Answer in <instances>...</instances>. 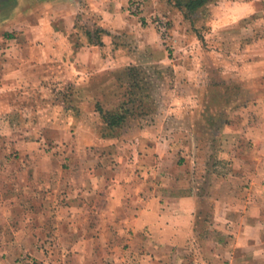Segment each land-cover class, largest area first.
I'll return each instance as SVG.
<instances>
[{
  "label": "rangeland",
  "instance_id": "rangeland-1",
  "mask_svg": "<svg viewBox=\"0 0 264 264\" xmlns=\"http://www.w3.org/2000/svg\"><path fill=\"white\" fill-rule=\"evenodd\" d=\"M82 1L65 0L66 3L62 4L52 0L47 11H52L49 17L52 22L66 28L68 23L80 24L78 33L67 28L68 35L78 36L75 42L80 48L85 45L102 48L103 36L110 33L102 23L104 19L119 28L113 38L111 51V56L114 54L116 60L107 63L101 57L102 52L91 49L88 52L89 64L82 61L79 66L81 71L88 70L87 74L71 73L70 65L67 64V58H71L70 52L66 53L64 59H59V54H50V51L48 58L40 57L43 49L51 47L49 42L43 43L45 35L42 27L45 23L41 16L44 17L47 11L43 10L45 4L42 0H33L25 8L22 23L8 24L9 27L0 29V65L5 72L0 79V166L5 168L1 175L4 185L0 188L1 264L123 263L120 258L107 256L111 252L96 254L95 251H76L73 247L77 236L71 230L65 229L63 236L47 226L41 227L42 220L30 216L36 213L31 209L40 206L43 194L47 193L48 197L57 194L58 198L67 194L69 185L57 191L56 181L66 176H51L49 185L40 187V183L30 182L32 173L19 166L22 163L27 165L28 162L31 165L46 162L63 166L68 170L64 172L68 173L72 164L96 165V169L102 171L127 157L133 162L137 153L133 147V136L137 134L142 118L129 119L125 132L127 139L103 138L104 123L97 109L98 103L109 109L128 98V95L124 96L125 85H121L124 77L120 79L119 76L122 68L139 67L143 71L142 78L149 82L147 90H138L135 98L141 100L138 95L146 92L151 95L149 106L145 105L149 109L145 118L156 122L153 124L157 130L155 134L161 133L162 142L167 138L171 143L175 155L172 164L183 167L189 165L180 161L184 160L182 154L186 151L182 148H186L191 141L189 136H194L195 153L199 158L198 174H204L205 155L219 146V141L216 142L212 136L222 134L227 129L226 125H230L228 120L236 126L249 115L264 116V83L256 86L253 81L254 74L264 79V0H212L191 17H187L175 5V0H126L125 4L121 3L124 0H120L117 9L108 11L106 18L103 12L102 15L98 11L92 13L88 8L83 10ZM21 6L24 7L25 3ZM8 8L0 12V21L9 15ZM86 26H89L88 29ZM97 27L103 29L104 33L96 31L97 35H102L103 44L85 43L83 39L87 31ZM16 37L18 41L22 38L33 40L32 47L30 44L26 46L28 49L21 47L23 43L14 42ZM241 40H251V43L241 47ZM89 54L85 62H88ZM26 56L27 59H24ZM120 57H124V61L118 60ZM9 70L11 77H7ZM213 78L224 83V86L230 81L241 82L240 87L243 89L241 92L226 91L222 89L224 86L220 87V91L216 89V100H220V97L227 100V96L231 98L230 105H224L221 114H215L212 108L206 110L207 103L212 104V94L206 90ZM14 79L18 84H12ZM240 93L242 96L238 98ZM242 97L249 99L245 107L241 106ZM9 117L13 119L20 135L24 129L31 131L29 136L32 137V145L34 141L35 147L41 143L42 149H45L42 150L44 155L40 156V151L33 149L32 156L22 160L24 154L16 149L14 141L11 143L6 138L8 125L12 123ZM219 129L222 132L218 134L216 132ZM201 137H204L202 142ZM119 147L122 153H119ZM8 166H14V184L6 179ZM8 196H15L16 202H9ZM50 203L52 207L49 211L54 217L56 201ZM36 215L39 216V212ZM260 221L263 239L264 220ZM56 222L54 220L50 224ZM213 228L210 226L208 229V237ZM224 236L225 242L229 236ZM259 252L254 254L252 251L250 255L226 249L201 253L187 251L183 253L182 263L202 264L201 258H205L209 262L203 259L204 264H264V251Z\"/></svg>",
  "mask_w": 264,
  "mask_h": 264
},
{
  "label": "crops",
  "instance_id": "crops-1",
  "mask_svg": "<svg viewBox=\"0 0 264 264\" xmlns=\"http://www.w3.org/2000/svg\"><path fill=\"white\" fill-rule=\"evenodd\" d=\"M32 1L0 0V12L5 7L10 9L7 18L0 21V29L9 27L8 24L19 25L20 21L22 23L21 19L25 16L23 12ZM42 2L45 4L44 11L50 9L48 5L52 0ZM56 2L66 3L65 0ZM23 3L24 7L21 6ZM82 3L83 10L88 8L92 13H104L106 18L108 11L117 9L116 5H119L120 0H84ZM121 3L125 4L126 0ZM51 13L49 10L44 17L41 16L45 23L42 27L45 35L43 43L51 44V47L42 50L41 58H48L50 51V54H59V59H64L66 53L70 52L71 58H67V64L70 65L71 73L76 75L88 73V70L81 71L79 66L82 61L89 64L91 49L102 52L101 57L107 63L116 60L113 58L114 54L111 56V51L113 38L119 28L112 25L110 20L107 22L104 19L102 22L110 32L103 36L102 48L96 45L80 48L75 42L78 41V36L71 37L67 30L74 29L78 33L81 30L80 24L68 23L66 28L60 23L52 22L49 18ZM85 37L83 41L90 44L87 35ZM19 41L25 49H28L26 46L29 44L32 47L33 40L29 38ZM19 41L17 37L14 40L15 43ZM87 54L88 62H85ZM118 60L124 61V57ZM4 74L0 65V79ZM8 75L7 77H11V71ZM12 84L16 85L18 81L14 79ZM9 121L12 123L8 125L6 138L11 143L14 141L16 149L24 154L23 161L32 156L33 149L39 150L40 156L44 155L42 150L45 149H42L41 143L35 147L34 141V146L32 145V137L29 136L31 131L24 129L20 135L11 117ZM227 123L230 124L226 125L227 129L216 132L222 134L212 136L216 142L219 141V146L209 155H205L202 170L204 174H198L199 158L196 157L193 135L189 136L191 141L185 145L186 148H182L186 151L182 154L184 160L180 161L182 164L184 161L185 164L189 163L183 167L172 164L175 155L171 143L167 138L162 142L161 133L155 134L157 130L154 128L151 134L137 130V134L133 136V147L137 152L133 162L127 157L126 160L122 159L102 171H98L96 165L83 163L72 164L68 173L64 172L67 169L56 164L22 163L19 166L32 173L30 182L47 187L51 176L65 175L64 179H56L57 191L61 187L67 188V185L70 190L59 198L57 194L53 197L43 194L40 206L31 209L36 213L30 216L40 217V226L54 229L57 234L65 236V229L71 230L77 236L73 247L76 251H95L96 254L111 252L107 256L120 258L122 264H183L182 256L187 251L201 253L226 249L250 255L252 251L254 254L260 253L259 251H264V237L262 239L261 236L263 225L260 221L264 220V116L249 115L236 126L232 125L233 121L228 120ZM43 139L41 136V140ZM119 149V153H122V149ZM170 161L171 164H168ZM4 169L0 166L1 189L4 185L1 176ZM8 169L6 179L14 184V166H8ZM9 196L7 200L15 203V196ZM50 201H56L54 217L49 211L52 207ZM38 212L39 216L36 215ZM54 220L57 222L50 224ZM210 226L214 228L208 237ZM225 234L229 238L226 237L224 242ZM203 259L205 258L200 261L202 264ZM205 260L209 262L208 259Z\"/></svg>",
  "mask_w": 264,
  "mask_h": 264
},
{
  "label": "trees",
  "instance_id": "trees-1",
  "mask_svg": "<svg viewBox=\"0 0 264 264\" xmlns=\"http://www.w3.org/2000/svg\"><path fill=\"white\" fill-rule=\"evenodd\" d=\"M175 1H176L175 5L181 11H183V13L187 17H191L192 15L196 14L200 9H202L204 6H206L208 3H210V1L212 0H175ZM96 31H100L101 33L103 32V29L100 27H97L93 29L92 31L88 30L87 31L88 40L90 43L101 45L103 44L102 39H101L102 35L101 34L100 36L97 35ZM94 34H96L97 36H94ZM94 38H97V39H94ZM247 43H251V40H241L240 41L241 47H245ZM141 72H143L142 69H140L139 67L137 68V66H127L119 70L120 79L124 77L121 80V85H125L124 96L128 95V98L120 101L119 104L116 105L115 107L110 106L109 109H107V107L103 106L101 103L97 104V109L99 110V113L104 123L101 137L116 138V139H120L121 137L122 140L127 139V134L125 132L128 126L126 127V125L129 119H131V117L142 118V121L139 123V127H138L139 131H142L145 133L148 132V134H151V132L153 131V128L155 129L153 124H156V122H154L153 120L149 121L145 118V116H147L149 112V109L146 108L145 105L149 106L151 95L148 92H146V93L138 95L139 97H141V100L138 98H135V95L137 94L138 90L139 91L147 90V87L149 85V82L145 79L148 82L147 83L142 78ZM259 76L260 75L258 74H257V77H256V74L253 75V81L256 86L257 85L261 86L264 83V79H262L261 77L259 78ZM230 82L229 84L224 86L225 84L218 82L216 78H213L211 80L206 91L208 92V94H212L211 96L212 104H209V102L207 103V106H206L207 111L208 110L210 111V109L212 108V109H215L216 111L215 114L216 113L221 114L223 111L222 108H224V105L227 107L230 105L229 103V101L231 100L230 96H227V100H224L221 97H220V100H216L215 98L216 92H218L216 91V89L220 91L221 86H224L222 89H225L226 91L235 90V92H241L243 90L240 87L241 82H233V83H230ZM241 96L242 94L240 93L238 98H241ZM242 98L243 100L240 101L241 106H246L249 103V99L246 97H242ZM150 107L152 109V105ZM212 123L214 124V122ZM198 127L202 128V126L200 127V125ZM123 133H125V135ZM145 138L148 139L147 136H145ZM203 139L204 137H201L200 141L202 142Z\"/></svg>",
  "mask_w": 264,
  "mask_h": 264
},
{
  "label": "water",
  "instance_id": "water-1",
  "mask_svg": "<svg viewBox=\"0 0 264 264\" xmlns=\"http://www.w3.org/2000/svg\"><path fill=\"white\" fill-rule=\"evenodd\" d=\"M1 264V263H0Z\"/></svg>",
  "mask_w": 264,
  "mask_h": 264
}]
</instances>
